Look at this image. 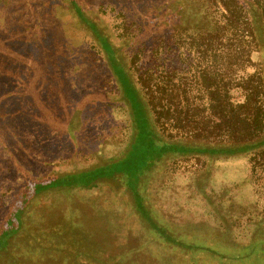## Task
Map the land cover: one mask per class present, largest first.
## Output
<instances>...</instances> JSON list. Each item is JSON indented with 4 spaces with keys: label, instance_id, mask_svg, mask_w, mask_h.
Instances as JSON below:
<instances>
[{
    "label": "rangeland",
    "instance_id": "374dc122",
    "mask_svg": "<svg viewBox=\"0 0 264 264\" xmlns=\"http://www.w3.org/2000/svg\"><path fill=\"white\" fill-rule=\"evenodd\" d=\"M72 1L134 80L143 72L152 80L144 92L155 99L162 143L191 151L154 161L135 187L115 175L34 194L21 204L0 264H264V147L195 151L248 141L219 102L242 104L240 83L264 69L238 13L227 5L229 24L210 0H185L181 13L175 0H0V234L29 181L117 162L134 142L107 56ZM226 23L230 33L243 31L232 40L227 33L232 65L203 35ZM154 83L169 88L161 94ZM150 220L186 249L204 248L167 246Z\"/></svg>",
    "mask_w": 264,
    "mask_h": 264
},
{
    "label": "trees",
    "instance_id": "16d2710c",
    "mask_svg": "<svg viewBox=\"0 0 264 264\" xmlns=\"http://www.w3.org/2000/svg\"><path fill=\"white\" fill-rule=\"evenodd\" d=\"M210 1L213 2L215 7L222 11L225 21L229 24L231 21L227 5L230 11L238 13V15H236L237 19L241 18L244 21L245 27L247 26L254 44L259 51H261V56L264 59V0H228V2H224V0ZM175 2L178 13H181L188 6V2H185V0H175ZM72 3L75 13L82 21H84V19L86 20L85 16L82 15L80 9L76 6L75 1H72ZM84 23L93 32L106 54L110 69L117 80L120 93L128 105L130 116L132 118V125L135 129L134 142L127 155L117 162L113 161L94 170L78 174L41 181H29L21 192V199L13 210L14 214L12 215V220L7 223V227L2 234H0V249L3 248L6 241L13 234V227L18 228L17 225L14 226L13 224L14 222L19 224V209L21 204L34 194L45 192L53 188H72L78 185L86 186L94 180L110 179L115 175L124 176L127 179L129 186L135 187L138 177L147 170L154 161L161 159L167 154L183 152L186 150L191 151V149L188 148L185 149L176 145L173 146L162 143L156 130V125L160 122V114L156 110L155 99L153 97H147V94L144 92L145 89L149 91L150 86L147 84L152 80L146 77L144 72L142 74L140 73V75L134 80L117 59V52L112 48L107 39L99 34L93 23L88 20L84 21ZM227 23L221 26H214V28L211 25L210 28L205 29L203 35H205L204 38H209V40L206 41L208 45L216 43L219 47L221 46L220 49L223 48L224 52L219 53V57L224 59L227 64L232 65L231 63H233L232 61L236 59L237 55H233L231 50L228 49L231 48L232 45L229 40L228 34L230 32L227 30ZM242 33V30L235 28L234 33H230L232 34L230 39L232 40V37H238L239 35L242 36ZM213 37H215V39H212ZM227 84L228 83H225L224 85L226 86ZM240 84V88L244 93L242 104L237 106H227L226 104L221 105V101L219 104L221 107H225L222 116L227 119L224 120L234 119V121L238 122L237 124H239L240 127H245V130L240 132L239 137H241V133H243V138H240V140L248 139V141L241 145L238 142L233 143L230 147L221 149H195V151L208 154L237 155L248 150L255 151L264 147V69L255 79H245ZM214 85V82H212L208 87V94H210L209 100H212V104H214L215 107L217 101L215 97H218L219 94L213 91ZM155 86V90L162 91L161 94L166 93L169 88L158 86V83L157 85L155 84ZM223 101L225 100L223 99ZM260 101L261 106H259ZM162 111L165 112V114H171L169 106ZM233 129L232 126V130ZM257 138L258 140H256ZM136 204L138 212L144 211L137 201ZM148 222H150V227L156 234L158 240L163 241L167 246L177 251L189 252L190 249L199 247L192 246L191 248L189 246V248L186 249L185 246L187 245L178 239L169 236L164 227L158 226L152 220ZM205 249L213 251L209 248Z\"/></svg>",
    "mask_w": 264,
    "mask_h": 264
}]
</instances>
